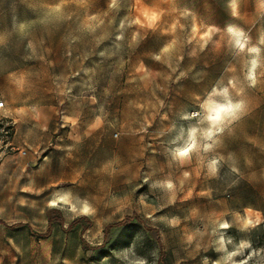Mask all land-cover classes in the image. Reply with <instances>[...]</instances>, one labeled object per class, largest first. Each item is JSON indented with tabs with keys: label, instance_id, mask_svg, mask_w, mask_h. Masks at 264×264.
Returning <instances> with one entry per match:
<instances>
[{
	"label": "rangeland",
	"instance_id": "1",
	"mask_svg": "<svg viewBox=\"0 0 264 264\" xmlns=\"http://www.w3.org/2000/svg\"><path fill=\"white\" fill-rule=\"evenodd\" d=\"M262 37V0H0V264H264Z\"/></svg>",
	"mask_w": 264,
	"mask_h": 264
},
{
	"label": "clouds",
	"instance_id": "2",
	"mask_svg": "<svg viewBox=\"0 0 264 264\" xmlns=\"http://www.w3.org/2000/svg\"><path fill=\"white\" fill-rule=\"evenodd\" d=\"M264 2V0H262ZM114 4V0H112ZM231 7L233 9V15H235L236 0H231ZM226 32L229 34L230 43L240 52H244L247 48V52L252 55L249 61L250 68L248 72V79L255 85V79L253 73L259 66V57L261 49L257 46L247 47L249 43V37L246 36L243 29H239L234 25H228ZM260 44H264V37L260 39ZM159 59V57H157ZM231 84V81L229 82ZM215 97H221V100L215 99ZM244 107L243 100H234L230 94L229 88L224 87L222 89L213 88L208 97L200 105L203 111L201 123H206V128L190 127L187 130V139L182 147L176 148L172 156L176 160H184L188 158L190 153L200 148L201 140L210 141L211 143H203V150L205 152L212 149L213 145L217 143L214 139L218 134L222 133L227 126L233 120L238 118L239 113ZM199 115V114H198ZM186 119L189 117H185ZM183 135V132H182ZM218 160L212 159L207 164V169L210 175L215 176L218 168ZM187 176V173H185ZM161 187L171 189L173 187L171 181H165L160 184ZM89 206L87 202H84L83 208ZM82 208V209H83Z\"/></svg>",
	"mask_w": 264,
	"mask_h": 264
},
{
	"label": "snow or ice",
	"instance_id": "3",
	"mask_svg": "<svg viewBox=\"0 0 264 264\" xmlns=\"http://www.w3.org/2000/svg\"><path fill=\"white\" fill-rule=\"evenodd\" d=\"M114 4H115V0H114ZM57 11H58V9H57ZM153 19H155V17H153ZM165 51H167V49H165ZM89 211H90V210H89L87 207H84V208L82 209V212H83L84 214H88ZM221 227H222V228H228V225H227V224H224V225H221Z\"/></svg>",
	"mask_w": 264,
	"mask_h": 264
},
{
	"label": "built area",
	"instance_id": "4",
	"mask_svg": "<svg viewBox=\"0 0 264 264\" xmlns=\"http://www.w3.org/2000/svg\"><path fill=\"white\" fill-rule=\"evenodd\" d=\"M2 105H3V104L0 102V107H2Z\"/></svg>",
	"mask_w": 264,
	"mask_h": 264
},
{
	"label": "trees",
	"instance_id": "5",
	"mask_svg": "<svg viewBox=\"0 0 264 264\" xmlns=\"http://www.w3.org/2000/svg\"><path fill=\"white\" fill-rule=\"evenodd\" d=\"M51 221V219H49Z\"/></svg>",
	"mask_w": 264,
	"mask_h": 264
}]
</instances>
